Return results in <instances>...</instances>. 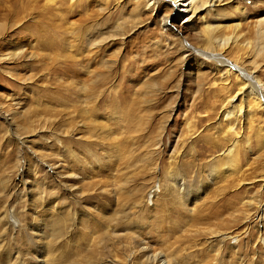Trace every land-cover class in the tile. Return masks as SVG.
Wrapping results in <instances>:
<instances>
[{
	"label": "rangeland",
	"instance_id": "1",
	"mask_svg": "<svg viewBox=\"0 0 264 264\" xmlns=\"http://www.w3.org/2000/svg\"><path fill=\"white\" fill-rule=\"evenodd\" d=\"M29 1L19 25L0 20V264H140L142 246L169 264H264L263 105L238 115L246 93L223 117L243 79L196 51L198 18L166 28L168 9L144 0ZM226 1L249 47L222 55L264 83V0ZM87 97L100 108L83 126Z\"/></svg>",
	"mask_w": 264,
	"mask_h": 264
},
{
	"label": "bare ground",
	"instance_id": "2",
	"mask_svg": "<svg viewBox=\"0 0 264 264\" xmlns=\"http://www.w3.org/2000/svg\"><path fill=\"white\" fill-rule=\"evenodd\" d=\"M9 2V3H7ZM37 2V1H36ZM226 0H144L143 6L144 9H154L155 6L160 5V9H162V6H164L165 8L168 9L169 13L163 14L162 18L160 19V26L166 27L167 26H171L170 17H176L179 14L185 18V20L188 23H191V25H195L194 23V18H198L199 22L202 23V27L200 28V33H202V35H204V41H205V45L204 48L202 50H196L198 53H202L206 56H210L215 62H217L219 65H221L222 67L225 68H231L233 70H235L236 72H238V75H240L243 79V83L240 85L238 91H236L232 97H228L224 100V103L222 104V115L224 116H228V114L230 113L227 110V106H229L230 104H232V102H234L237 99H241L243 96H245V94H249L253 97V104L252 103H246V106L244 107V109L239 110V114L238 115H242L244 118L245 113L250 111L251 108H253V110H256L258 108V104L260 103V101L263 105L262 107V114L264 115V83H261V81L257 78L256 75L253 74V71H246V69L241 68L240 66H237L236 63H234L232 60H230L229 58H227L226 56L222 55L221 50L226 48L230 43L231 44H235L236 46L244 45L249 47L248 45V41H244V42H238V40H236V37L238 36L235 33V29L238 26V22H233V28L232 29H228L226 30V27L229 25L227 23H224L223 18L226 17L223 15V12L221 11L222 8H219L221 6V4L226 3ZM1 3V2H0ZM31 5L29 0H3L2 3V7L0 8V20H5L6 18L9 19L10 21H12L13 23L11 25L14 24H18L23 16L21 18H17L18 15L20 14V12H22L23 10L25 11V9H28L29 6ZM48 5V4H47ZM1 6V5H0ZM49 6V5H48ZM156 6V7H157ZM32 7V6H31ZM34 8V7H33ZM37 8V7H36ZM35 8V9H36ZM159 8V7H158ZM157 8V9H158ZM50 9V8H49ZM52 9V8H51ZM86 9V8H85ZM166 9V10H167ZM31 10V8L29 9ZM47 10V9H46ZM205 10V12L210 13V16H206L204 13L200 14V11ZM27 11V10H26ZM49 11V10H48ZM31 12V11H30ZM33 12V9H32ZM46 12V11H45ZM49 13V12H48ZM47 13V15H48ZM54 14V12H52ZM23 14V13H22ZM26 15V14H25ZM46 15V17H47ZM51 15V14H50ZM49 15V18H50ZM90 15V13L88 14ZM20 16V15H19ZM35 17V16H34ZM44 17V19L46 18ZM92 16H90L91 18ZM210 17V18H209ZM52 18V17H51ZM35 19V18H34ZM37 19V17H36ZM264 19V17H262V20ZM33 20V19H32ZM24 21V20H23ZM29 21V20H27ZM37 21V20H36ZM42 21V20H41ZM50 21V20H48ZM32 22V21H31ZM53 22V21H52ZM7 23V22H6ZM11 23V22H10ZM22 23V22H21ZM29 23V22H27ZM36 23V22H35ZM38 23V22H37ZM44 22H42L43 24ZM27 27V24L24 23ZM34 24V23H33ZM41 24V23H40ZM39 24V25H40ZM51 24V23H50ZM5 25V23H4ZM19 25V24H18ZM35 25V24H34ZM100 25V24H99ZM38 26V24H37ZM42 26V25H41ZM94 26V25H93ZM3 27V26H2ZM18 27V26H17ZM53 27V26H52ZM240 27V26H239ZM4 28V27H3ZM38 28V27H37ZM44 28V25H43ZM90 26H88L87 29H85V32L88 33ZM231 28V27H230ZM20 29V27H19ZM28 29V28H27ZM60 29V28H59ZM42 32V31H40ZM47 32V31H46ZM52 32V31H51ZM54 32V31H53ZM259 33H263L264 30H259ZM48 33V32H47ZM56 33V32H55ZM37 34V33H36ZM46 34V33H45ZM86 35V34H84ZM49 36V35H48ZM51 38H53L54 40H56L57 38L53 35L51 36ZM62 38V37H61ZM95 40H91L88 39L87 35L85 37V43L86 45H88V47H92V46H99L100 42H103L104 39H102L101 33H99L97 35V38H95ZM44 40V39H43ZM57 44V43H56ZM101 47V46H100ZM258 48V47H257ZM236 49V48H235ZM92 52V51H91ZM17 52H14L13 55H17ZM226 71V70H225ZM224 71V72H225ZM104 76V75H102ZM103 81V80H102ZM98 82V81H97ZM92 84V83H91ZM96 84V82H95ZM104 84V83H103ZM97 85V84H96ZM95 85V86H96ZM100 85V84H99ZM91 86V85H89ZM101 86V85H100ZM88 88V87H87ZM87 88H85L84 90H86ZM90 90V89H89ZM92 93V92H91ZM85 95V93H83ZM88 94V93H87ZM246 94V95H247ZM99 95V94H98ZM230 95V94H229ZM91 96V95H90ZM97 96V95H96ZM93 97V96H92ZM245 98V97H244ZM243 98V99H244ZM86 99V100H85ZM83 101V107H76V114L78 117H80L81 119H85L84 121L81 122V124L83 126L92 124V120L90 119V117L94 114V112H96L98 110V108H100V106L98 105V103H95V105L89 106L88 105V99L90 100V98H85ZM93 100V99H92ZM99 100V99H98ZM241 104V103H239ZM231 107V106H229ZM239 107V106H238ZM241 109V108H240ZM235 111V110H234ZM237 111V110H236ZM235 111V112H236ZM74 112V111H73ZM61 113V112H59ZM71 113V112H70ZM233 113V111H232ZM1 114V113H0ZM72 114V115H74ZM92 114V115H91ZM235 114V113H234ZM1 116V115H0ZM251 116V115H250ZM4 117V116H3ZM64 117V116H63ZM5 118V117H4ZM89 118V120H87ZM250 118V117H249ZM49 119V118H48ZM59 120V119H57ZM55 121V120H54ZM46 122V121H45ZM76 123V122H74ZM88 123V124H87ZM249 123V121H248ZM55 124V123H54ZM56 128L62 127L61 131L64 130V132L67 133L71 130V126H64L62 125L61 121H57L56 123ZM55 129V128H54ZM63 132V133H64ZM62 133V134H63ZM226 135V139H227V144L224 147L223 150V154L226 155V157L228 158L230 164L235 160L234 156L232 155V152L234 150V146L236 143V138L231 135V134H225ZM13 138L16 140H19L20 143L23 145L26 141H23L19 134H13ZM225 139V140H226ZM226 142V141H225ZM32 143V142H31ZM38 154V152L36 153ZM41 159V158H40ZM42 161V160H41ZM53 165H50V168H52ZM218 173V169L216 168H211L209 170L208 175H210V179L211 177L213 178V176H215ZM170 176V180H172V185H175V187L180 191H182L183 187H184V180H182V178H177V176H174L172 174L169 175ZM192 195V194H191ZM196 196H193V198H195ZM190 200V199H189ZM14 218V216H13ZM139 234V233H138ZM115 237H121L122 235L119 234L118 232H113V235ZM138 236V235H137ZM221 240L225 237V235H221ZM228 236V235H227ZM143 241V240H142ZM141 242V241H140ZM139 252H142L141 257H143L144 259L141 261L140 260V264H169V257L166 256L163 252L161 251H157V252H152L149 253L147 255L146 252V248H144L143 246L139 249ZM133 255V254H132Z\"/></svg>",
	"mask_w": 264,
	"mask_h": 264
}]
</instances>
